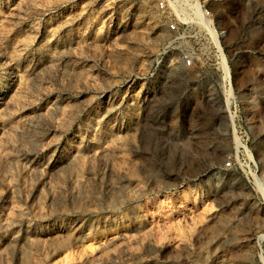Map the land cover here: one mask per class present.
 Wrapping results in <instances>:
<instances>
[{
    "label": "rangeland",
    "instance_id": "1",
    "mask_svg": "<svg viewBox=\"0 0 264 264\" xmlns=\"http://www.w3.org/2000/svg\"><path fill=\"white\" fill-rule=\"evenodd\" d=\"M165 1L0 0V264H264V0Z\"/></svg>",
    "mask_w": 264,
    "mask_h": 264
},
{
    "label": "built area",
    "instance_id": "2",
    "mask_svg": "<svg viewBox=\"0 0 264 264\" xmlns=\"http://www.w3.org/2000/svg\"><path fill=\"white\" fill-rule=\"evenodd\" d=\"M157 3H158V8H161V7L166 8L167 7L165 0H157ZM202 13H205V14L207 13V15L210 14L208 9H206L205 11H202ZM202 15H204V14H201V15H199V13L196 14L195 16H196L197 20H195V21L187 19L190 17L183 18V22L172 21L170 23V29L175 33H180V30H182L183 34L187 35L188 33L191 32V30H193L195 28V26L201 27L202 23H201L200 17ZM187 63L189 65L192 64V59L191 58L187 59Z\"/></svg>",
    "mask_w": 264,
    "mask_h": 264
},
{
    "label": "bare ground",
    "instance_id": "3",
    "mask_svg": "<svg viewBox=\"0 0 264 264\" xmlns=\"http://www.w3.org/2000/svg\"><path fill=\"white\" fill-rule=\"evenodd\" d=\"M197 6L199 7V5L197 4ZM193 14V13H192ZM207 24V23H206ZM207 27L209 29V31L213 34L214 38L216 40H218V38L220 37V34H217V32L214 30V28H212V26L210 24H207ZM219 36V37H218ZM218 42V41H217ZM219 54L221 55V66L224 68L225 71V77H229L230 74H232V70L231 67L229 65V60L227 55L222 51V49L219 50Z\"/></svg>",
    "mask_w": 264,
    "mask_h": 264
}]
</instances>
